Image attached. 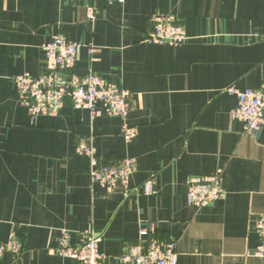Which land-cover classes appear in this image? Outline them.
I'll use <instances>...</instances> for the list:
<instances>
[{
  "label": "crops",
  "instance_id": "0c3cea01",
  "mask_svg": "<svg viewBox=\"0 0 264 264\" xmlns=\"http://www.w3.org/2000/svg\"><path fill=\"white\" fill-rule=\"evenodd\" d=\"M152 14L174 16L186 41L147 42ZM58 33L80 44L73 73L92 68L130 93L132 142L120 118H91L67 98L55 116L32 118L18 103L11 76L47 74L41 46ZM231 84H264V0H0V246L11 233L22 242L0 264H73L54 252L60 229L77 243L89 227L110 264L141 227L176 242V264H264L250 255L264 214V126L247 133L231 119ZM87 139L101 162L134 158L127 197L90 183L89 158L74 151ZM219 169L225 195L191 208L186 178Z\"/></svg>",
  "mask_w": 264,
  "mask_h": 264
},
{
  "label": "built area",
  "instance_id": "2783aa9c",
  "mask_svg": "<svg viewBox=\"0 0 264 264\" xmlns=\"http://www.w3.org/2000/svg\"><path fill=\"white\" fill-rule=\"evenodd\" d=\"M89 16L92 17L91 11ZM150 20L153 33L147 42L179 46L186 41V32L174 16L152 14ZM41 47L50 68L47 74L32 77L25 72L11 76L17 101L26 108L30 117L57 115L67 98L73 109H85L91 118L97 115L120 118L121 135L126 143L132 142L137 129L127 121L131 109L130 93L115 82L102 78L92 68L84 74L73 73L80 44L68 40L65 35L54 34ZM94 53L95 47L90 44V63L96 61ZM224 91L236 97V106L230 111L231 119L240 121L245 132L257 134L264 126V84L243 90L231 84ZM74 151L89 158L91 184H99L109 193L120 189L125 197L129 195V177L135 170L134 158L124 156L113 163L101 162L91 139L78 141ZM154 183L153 178L143 182L144 192L155 193ZM186 186V202L194 209L207 206L225 195L220 169L211 175H190L186 178ZM255 230L259 241L250 255L264 259V214L256 219ZM100 240L101 232L89 227L80 232L77 243H71L70 231L62 228L54 252L70 259L73 264H110L108 256L99 250ZM175 247L174 240H161L149 235L148 228L141 227L138 241L127 245L116 259L118 264H176ZM21 248V240L11 233L0 246V254L8 252L18 256Z\"/></svg>",
  "mask_w": 264,
  "mask_h": 264
}]
</instances>
